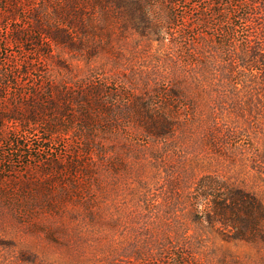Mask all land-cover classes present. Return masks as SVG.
<instances>
[{
    "label": "rangeland",
    "instance_id": "rangeland-1",
    "mask_svg": "<svg viewBox=\"0 0 264 264\" xmlns=\"http://www.w3.org/2000/svg\"><path fill=\"white\" fill-rule=\"evenodd\" d=\"M18 1L11 16L6 7L16 5L0 0V113H25L34 95L58 88L72 95L94 88L105 110L91 152L81 124L68 119L44 117L60 131L55 136L44 123L0 127V264H264V225L246 240L209 222L212 200L224 193L214 185L242 188L264 209L262 100L249 87L222 104L190 90L222 50L219 31L229 22L217 16L222 0H124V9L81 0L79 42L52 48L36 33L34 15L55 25L58 0ZM146 1L151 8L133 9ZM240 1L225 0L226 10ZM201 11L210 30L193 20ZM177 74L186 96L171 88ZM166 94L178 130L150 139L135 113L146 103L164 115L157 106ZM214 116L217 131L207 128Z\"/></svg>",
    "mask_w": 264,
    "mask_h": 264
},
{
    "label": "trees",
    "instance_id": "trees-1",
    "mask_svg": "<svg viewBox=\"0 0 264 264\" xmlns=\"http://www.w3.org/2000/svg\"><path fill=\"white\" fill-rule=\"evenodd\" d=\"M10 1L16 6H7L8 10H6V13L13 16L17 14L16 8L19 1ZM95 1L106 6L116 5L117 9H124L126 7L124 0ZM134 1L138 2L140 0ZM180 1L175 0V2ZM182 1L185 2V0ZM241 1L234 8L231 5L230 11L226 10L225 0H222V3H220L221 9L219 10V15H217L221 17L220 23H226V20L229 18L228 26L219 31V41H222V50L220 52L215 50L205 68L200 70V72L203 70L201 74L194 75V77L198 76L197 84L191 85L190 83V90L196 94L199 91L204 92L203 97H206V99H209V96L213 98L215 94L219 96L220 103L222 104V102L229 99V94L236 95L241 89L249 87L262 100V108L264 109V0ZM58 2L59 5L56 9L57 16L56 20H54L55 25L47 27L38 15H34L36 33L41 35V42H45L43 44H46L50 48L54 45L75 46L79 42V37L76 36L77 30L79 31L82 27L79 20L82 2L81 0H58ZM148 2L146 1V4L135 3L132 7L133 9L140 10L144 9L145 6L146 9L147 7L151 8L152 5L150 6ZM130 10L132 9L130 8ZM169 20L171 21V19ZM193 20L198 26L208 30L211 29V18L206 12H197V14L193 15ZM175 22L173 25L176 24ZM16 37L20 42H24L20 33ZM185 44L186 38L185 36H181L178 42V51L183 50ZM176 76L178 79L175 78L173 80L176 83L171 88L172 90L173 88L177 89L173 90L177 91L175 93L176 97L178 94L186 96L190 90L184 85L186 80L183 79L185 77H178V74ZM48 90L45 93L46 96L43 98L34 95V99L27 106L25 113H20L15 109L10 111V115L0 113V127L7 128L11 123L21 125L27 122H30L32 125H39L44 123L45 118L53 116L59 119H68V121H72L73 123L81 124L82 131L85 133L82 135L81 144L84 145L85 142L87 151L91 152V147L95 144L94 132L96 126L100 123L97 114L105 110L103 104L98 99L99 93L94 91V88L77 93L78 95L68 93L67 89ZM165 96L166 105H163V102L157 106L158 110L165 112L162 116L154 113L152 104L146 105V103L136 100L141 103L139 105V103L134 101L135 104L139 105V111L138 114L133 113H135L139 125L145 131L147 129L146 134L150 139H166L178 130L179 123L175 121L178 115L177 106L168 101L170 100L168 97H171L169 94ZM181 96L178 98H182ZM238 98L236 95L235 99ZM74 105L75 107L80 106L81 109L73 111L72 107ZM132 107L133 104L130 106L131 110ZM212 119L213 122L207 124V128L217 131L218 120L215 116ZM44 124L46 127L43 130L50 135L55 136L60 132L55 131L54 126L50 122ZM62 133L70 136L69 129L68 131L63 129ZM212 138L215 141L216 135L210 137V141H212ZM62 170L63 167L53 165L52 171L59 172L60 174ZM52 173L48 170L44 171L45 176ZM231 186L232 188L226 190V188L214 185L215 188L213 190H217L218 192L223 190L224 193L216 195L212 200L215 215L209 217V222L232 226L238 229L239 237L246 240L255 239L260 236L264 225L263 205L256 197L244 189Z\"/></svg>",
    "mask_w": 264,
    "mask_h": 264
}]
</instances>
